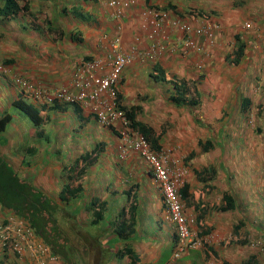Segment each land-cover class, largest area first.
Here are the masks:
<instances>
[{
  "label": "crops",
  "instance_id": "obj_1",
  "mask_svg": "<svg viewBox=\"0 0 264 264\" xmlns=\"http://www.w3.org/2000/svg\"><path fill=\"white\" fill-rule=\"evenodd\" d=\"M29 1L30 8L27 12L23 11L14 19H0V43L2 40L11 43L10 47L14 52L11 55L14 61L8 64L11 69L9 68L7 71L12 72L8 76L9 80H6L5 75L0 74V114L23 92L21 87L15 84L18 77L28 79L34 87L38 86L33 82H43V85H47L46 88L50 86L53 88L52 83L56 87L66 85L77 70L79 62L89 59L103 61L102 72H107L108 65L105 62L109 60L114 38L120 36V52L126 54L134 50L135 47L138 49L135 52V59L123 69L118 86L120 103L126 106L138 105L136 119L146 123L156 135L161 136L159 141L162 146H173L175 152L182 151L185 160L193 163L191 172L195 174V177L192 178V174L188 172L187 178H192V180L187 178L185 180V183L190 184V186L188 184L189 195H192L194 190L203 187L204 184L197 177L196 172H201L203 168L214 165L211 164L213 161L220 162L216 163L219 167L214 165L218 168L216 178H221L222 182L223 179L229 182L227 172H222L220 166H222V161L234 159L232 153L228 151L226 136L228 129H235V127L233 125L231 127L227 120L221 122L220 112H226L228 117L235 113L250 112L253 109L254 99L264 107V84L257 87L258 96L256 98L248 97V88L253 83L258 86L257 81L264 78V71H261V68H259L256 77L254 76L257 71L256 67L261 64V58H264L262 54L264 52V37L260 36L262 31L264 33V21L260 30L256 29L253 22H251V28L244 29L242 24L235 23L236 14L231 11L237 10L239 7L244 10L245 16L256 17L258 15L256 7L264 13V0H136L135 5L127 10L123 18H118L113 14L107 5V0ZM146 6L165 8L170 11V17H179L182 20H188L189 16L193 14L191 21L195 25L200 24L203 19L218 22L221 28L217 36V44L206 49L204 47L205 50H198L186 57L181 55L180 50L170 52L169 48L159 60H156V64L155 61H148L142 51L149 44L148 40L150 39L147 36L152 37V35L150 31L140 26L142 11ZM180 8L184 10H180ZM219 13H221L220 17L217 16ZM165 27L173 37L177 38L181 35L177 26H172L169 23ZM238 33L246 42L245 53L239 63L228 64L225 57L232 52L235 43L233 37ZM136 37H140V39L137 40ZM25 50H30V53H26ZM220 55H222L221 59L216 58ZM201 61H205L201 67L202 72H195L198 69L193 70L192 65ZM20 63L26 65L20 69L18 67ZM155 65L163 69L169 78L182 80L186 86L190 85L194 88L192 91L188 90V93L193 99L195 94L196 108L191 105L178 107L172 102L173 84L166 81L155 82L150 76L154 72ZM250 68L251 70L248 72L247 70ZM4 71L6 70L4 69ZM260 72H262V76ZM40 89L44 88L40 87ZM214 89L217 92H213ZM40 102L35 104L38 105ZM80 107L82 118H84L80 122L71 108L53 112L52 118L59 124H56V127L49 133L48 140H43L41 148L48 156L54 155L55 150H59L61 147L66 152L59 158L53 156L52 161L50 157L47 158L48 165L40 168L37 175L46 174L44 182H47V171H50V175L53 172L57 173L58 179L62 163L73 161L80 154L94 148L97 153L95 163L89 167L82 180L85 196L88 198L98 196L102 200H106L108 209L112 210L113 214L122 205L128 204L126 202L127 193H130V199L136 197L140 206V214L137 215L136 232L127 242L139 255L141 264H157L161 259L159 252H161L162 243L157 234L145 236V225L150 224L152 228L159 231L161 236L164 234L168 236L167 239H163L165 247L167 243L174 246L175 236L174 225L169 220L163 206L159 185L153 179L148 165L138 153L131 151L124 161L118 159L116 150L117 144L120 143V137L116 131L100 125L91 112V103H85ZM197 112L198 114L195 116ZM45 113L46 111L43 112V114ZM207 119L209 121L217 120L220 129L216 133H213V129H210L207 126L208 123L204 122ZM117 125L119 127V123ZM114 129L117 130V126ZM29 132L32 133V130ZM44 132L48 134L47 131L44 130ZM19 133L18 140L20 141L24 136L21 131ZM215 137L219 139L213 142ZM207 139L212 141L213 146L209 151L204 152L200 144ZM53 145H56L55 149ZM216 147H219L220 150ZM100 149L102 151L98 153ZM191 152L193 155L190 157ZM223 153H228V157ZM9 155L10 152L6 156L8 159ZM199 168L201 169L198 170ZM46 169L48 170L42 173ZM50 175L48 174L49 178ZM226 190L229 189H225L223 192ZM236 198L238 197L236 196ZM190 199L187 197L186 200L188 202L187 212L197 219L198 213L194 208L197 203ZM202 201L204 202L203 198ZM237 201L239 206L233 210L216 211L219 213V217L223 215L224 218H230L229 222L208 211V209L214 211L215 202L207 205L205 211L201 213L200 225L207 224L208 230L211 229L209 225L215 221H218L215 227L224 223L231 228V235L228 239L230 241L236 239L237 233H234L233 226L241 220H244L246 225L244 215L240 216L237 213L242 209L241 204L244 205L242 197ZM77 206L79 207V205ZM211 214H213L214 220L210 222ZM231 214H234V217ZM228 215L229 217H227ZM147 217L150 218L149 221H147ZM107 218L110 221L111 217ZM126 218H128V213L125 215ZM153 221L155 222L153 223ZM208 222L210 223L208 224ZM107 228H109V223L104 220L100 229ZM251 229L246 226V233ZM249 235L250 233H248V237H253L254 233ZM110 241L112 242L111 246L117 244L114 238ZM239 246L244 247L239 250L240 253H244L245 245ZM229 247L228 243L221 245L220 248H213V251L208 250V252H206L207 249L202 248L200 251H203L205 256L201 255L200 251L190 250L182 253L175 260H172V251L174 250L172 248L164 262L167 263L171 260L170 264H213L215 262L216 264L217 262L226 264L229 261L226 260L225 254L230 251ZM249 253V250L245 253L246 257ZM9 261L8 256L1 264H8ZM116 262L131 264L126 255ZM108 264L116 263L111 260Z\"/></svg>",
  "mask_w": 264,
  "mask_h": 264
},
{
  "label": "trees",
  "instance_id": "obj_2",
  "mask_svg": "<svg viewBox=\"0 0 264 264\" xmlns=\"http://www.w3.org/2000/svg\"><path fill=\"white\" fill-rule=\"evenodd\" d=\"M29 8V0H0V19L17 18L20 13L23 11L27 12ZM234 42L232 52L225 57V61L228 64L239 63L245 53L246 42L239 33L234 35ZM13 61V58L4 60L7 64ZM153 71L154 72L151 73L150 76L155 82L166 81L173 84L174 92L171 95V100L174 104L178 107L191 105L193 108H196L195 105L197 101L189 95L187 86L182 80L178 81L176 78H169L166 72L158 65L154 66ZM22 78L29 81L24 77ZM22 93L1 112L0 135L6 133L5 131L10 128L8 124L11 120H16V117L22 118L23 116V118L27 120L26 122L32 125V132L34 131L35 137L45 141L48 140L49 134L44 132V122L50 119V115L54 111H63L67 108H71L76 114L79 122L84 120V118H82V109L79 103L77 104L76 102L64 100L46 102V100H44L37 105L30 101L27 96L29 94L25 96ZM119 108L124 113L128 126L140 133L150 143L152 149L161 152L163 150V146L159 141L161 136L156 135L146 123L136 119V111L139 109V106H126L120 104ZM263 108L261 104H258L256 107L259 111L258 113H261ZM44 111H46L47 114H43ZM16 114L17 116L15 117L14 115ZM196 115L195 113V116ZM224 116H226V112L221 111L220 120H222ZM219 129V126L217 130L213 129V133H216ZM19 131L22 132L20 128L17 129L16 132L12 129L9 139L0 143V207L15 213L17 217L25 220L38 239L43 243L44 247L52 255L58 256L64 264H108L111 260H121L125 255L129 257L131 264H141L139 255L133 246L127 242L136 232V226L138 224L137 215L140 214L138 199L136 197L130 199V193H127L126 202H128V204L122 205V207L113 214L112 210L108 209V202L106 200H102L98 196L88 198V196L84 194L85 188L82 180L89 170V167L95 163L97 155L95 149L84 152L73 161L62 165L61 176H63L64 182L58 194L54 196L52 191L48 190L40 180H38L36 184L33 179L26 174V170L20 172L19 169L14 167L16 161L13 155H11L10 140L15 141L16 144L20 143L19 149L22 147V150H24L26 154H31V156L35 155L36 157L38 152L36 147L27 144L26 147V145L23 146L21 144L18 140ZM200 146L204 152H207L212 148L213 144L210 139H207L204 143H201ZM216 148L220 150L219 147ZM9 152L10 155L8 159L6 156ZM53 154V156L59 158V154H64L63 147L59 150L56 149ZM227 154L228 153H223V155L228 157L229 154ZM190 155H193V153L191 152L189 156ZM25 156L24 154L21 156V163L19 165H21V167H30L31 163L27 161ZM50 158L52 161L53 157ZM225 161L226 162L222 161L221 165L226 164L230 160ZM183 162H187L185 158ZM217 169L218 168L214 165H211L203 168L201 172H196L197 177L200 178L201 182H204L203 186L205 187L194 190L192 196L194 202L197 203L194 206L198 213L196 219L197 226L201 224V213L205 211V207L208 205V203L202 201L203 195L207 189L213 188V186L210 187L206 185L211 181V183L214 182ZM225 171H227V169ZM28 172L33 173L30 172V170H28ZM203 174H205V177ZM229 181H233L231 176H229ZM74 182L76 183L74 184ZM236 193L237 190L234 187L224 191L222 194V202L214 205L215 210L225 212L237 208L239 205ZM180 194L183 200H187V197L191 196L188 192L187 183L183 184L180 189ZM77 205H79V207ZM126 213H128V218L125 219ZM107 217H111L110 221H108ZM104 220H107L109 223V228L101 230V224ZM242 226H245L244 220L239 221V223L233 226V231L237 233V236ZM255 230L256 232L254 233L257 236L260 229L255 227ZM206 234H209V229L207 230V228L200 229V231L197 232L198 236ZM112 238L117 241L115 242L117 243L115 246H111L110 244L112 243L110 241ZM251 238H254V236ZM239 243L245 245L247 243L246 236L243 239H239ZM173 245L171 249L176 245L175 236ZM204 246L205 249H207L206 252L213 249V247L209 246L207 243H205ZM1 263L2 260H0V264ZM161 263L162 262H159L157 264ZM235 264L260 263L255 255H251L245 260Z\"/></svg>",
  "mask_w": 264,
  "mask_h": 264
},
{
  "label": "rangeland",
  "instance_id": "obj_3",
  "mask_svg": "<svg viewBox=\"0 0 264 264\" xmlns=\"http://www.w3.org/2000/svg\"><path fill=\"white\" fill-rule=\"evenodd\" d=\"M239 9L240 8L238 7L237 10L231 11V13L236 14V18H235L236 24L240 23L243 25L245 22H249V23L253 22V24L256 26L257 30L261 29V27L263 25V21H264V13H262L258 7H256V9L258 11V12H256V14H258L256 17L255 16L254 17H247L244 14V10L243 9L239 10ZM180 10H184V9L180 8ZM217 16L220 17L221 13H219V15H217ZM239 29H241V28H239ZM50 35L52 36L54 34H50ZM260 36L264 37L263 31L261 32ZM263 45H264V42H263ZM10 46H11V43H7L4 40H2V42L0 43V74L5 75V77L7 78L6 80H9L8 76L12 73V72L10 73L7 71L10 67L8 66V64L6 62H4V60L11 58L12 57L11 55L14 54V52ZM29 51L30 50H25L26 53H28ZM262 54L264 57V52H262ZM216 58L221 59L222 55L217 56ZM261 59H262L261 64H258V66L256 67L257 71L254 73L255 77H256L257 73L259 72V68H261V71H264V58H261ZM25 65L26 64H24V63H20L18 65V67L20 69H22ZM192 68H193V70H196L194 64L192 65ZM4 69L6 71H4ZM250 70H251V68L248 69L247 71L249 72ZM195 72H197V71H195ZM260 75L262 76V72H260ZM263 76H264V74H263ZM257 82H258L257 83L258 86H256L253 83V85L248 88V97L250 99H252L253 97L256 98L258 96L257 87H260L264 84V78H263V80L259 79ZM33 84L37 85L38 86L37 88H40V87L44 88V91H46V92H49L48 90H54L56 88V86H54V83H52L53 88L51 86L46 88L47 85H43V82H41V83H34L33 82ZM49 84H51V82H49ZM187 87H188V90H190V91L192 90L191 88H193L190 85H187ZM213 92H217V90L214 89ZM257 104L258 103L254 99L253 100V107H252L253 109L250 112L238 113V114L235 113L229 117L224 116V118L221 120V122L223 120H227V121H229L231 127H232V125L235 127V129H232V128L228 129V135L226 136L228 151H229V153L230 152L232 153V158L234 157V159H232V161L227 162L226 164H222V166H220L222 172L228 171L227 177L229 178V176H231L233 181L228 182L226 179L225 180L223 179V182H222L221 178H215L214 182L210 183V184H212L213 188L206 190L204 193V196H203V200L205 202H207L208 205H210V204H214L215 202L218 203L220 201L223 190L231 189L233 187L237 190V195H236L238 197L237 200L238 199L240 200V197H242L243 204H244V205L241 204L242 209L240 210V212L238 211L237 213L240 216H241V214H243L244 218L246 220V225L240 230V234L238 235L239 239H243L244 236H246V238H249L248 233H250V235H251L252 233L256 232L254 227L260 228V231H261L262 236L264 238V109L261 111V113H258L259 111L256 109ZM53 114L54 113H51L50 119L46 120L44 122L45 126L43 127V129L45 131H47L48 134L51 133V131L56 127V124H59L57 122V120L56 121L53 120V118H52ZM196 114H198V112ZM14 116L16 117L17 114ZM26 121L27 120L24 119L23 116H22V118L16 117V120H14V121L11 120V122L8 124L10 128H8L7 131H5L6 133L0 135V143L9 139V135L11 134L12 129L15 130V132H16L17 129L20 128L22 130V134L24 136L22 139H20L21 144L23 146L27 144V145H30L32 147H36L38 152H37L36 157H35V155L31 156V154H26V152L24 150H22L23 149L22 147H20V149H19L20 143L16 144L15 141L10 140L9 141L10 146H11L10 149L12 151L11 155H13L14 160L17 162V163L15 162L16 164H14V167L19 169L20 172L26 170V174L28 176H30L31 179H33V181L36 184L38 183V180H40L41 183H43V185L46 188H48V190L52 191V194L55 196V195H57V189L55 190V188H60L61 185L63 184V180H59V178L57 179V175H58L57 173L53 172L50 175V171H47L49 168L42 171V173L43 172L45 173L47 171V179H48L47 182H44V176L46 174L36 175L39 172L40 168L46 167L48 165L47 164V162H48L47 158L53 157V155L48 156V155L44 154L43 148H41L44 141L41 139H37L34 135V131L32 133L29 132L30 128L32 130V127H31L32 125L28 124ZM216 121H209V119H207L204 122L208 123L207 126L210 129L217 130L219 124ZM121 129H122V127H121ZM257 129H260L261 131L259 132V131H257ZM125 131H127V129H125ZM224 131H225V129H224ZM29 134H33V135H29ZM200 134H202V133H200ZM211 134H212V132H211ZM51 136H52V134H51ZM218 139L219 138H216V137L213 138V142L217 141ZM24 142H26V143H24ZM27 145H26V147H27ZM55 147H56V145H53L54 149H55ZM19 152H21V153H19ZM174 152H175V150H174ZM23 154H24V156L26 155L25 157H26L27 161H29L31 163L30 167H25V166L21 167V165H19L21 163V156ZM174 156L181 162L182 158H183V152L182 151L175 152ZM216 163H218V162L213 161L211 164H214L216 167H219V165H216ZM184 164H185L184 167L187 168L188 172H190L192 174V178H194L195 174L193 172H191V166L193 163L190 161V162H187ZM199 166H200V164H199ZM200 169L201 168H199L198 170H200ZM226 169H227V171H225ZM27 170H30V172H33V173H29ZM48 174L50 175L51 179L48 177ZM187 176H188V173H187ZM186 178L187 177H185V180H186ZM192 178H187V179L192 180ZM229 183H231V184H229ZM189 186H190V184H189ZM208 211L210 213H213L214 216L217 215L218 218H224L223 215H221L219 217V213L216 212L215 210L213 211L212 209H208ZM213 214H211V216L209 217L210 222L212 220H214ZM231 216L234 217V214H231ZM3 217H4V214L0 213V219H2ZM227 217H229V215ZM224 219L228 220V222L230 221V218H224ZM149 220H150V218L147 217V221H149ZM154 222L155 221H153V223ZM210 222H208V224ZM216 223H218V221H215L214 223H211L209 225V226H211L210 228L212 229V231H211V234L208 235L206 238L207 242L212 243L214 248H216V247L220 248V246H219L220 241H222L224 238H226V240H227L226 244L229 243V246H230L229 247L230 251H227V254H225V257L227 258L226 260H228L229 262H233V261H239L241 259H244L246 257L245 253L248 251V247L245 246L244 253H240L239 250L243 249L244 247L239 246L236 243H234L233 241H229V239H228V238H230V235H231L230 226L225 225L223 223L222 225H217L215 227ZM206 225L207 224H203V225L198 224V226H197L196 223H193V228L194 229H204V228H206ZM246 226H247V228H250V229L252 226L253 230L251 229V231L246 233ZM214 229H217V230H214ZM144 232H145L144 233L145 236H148V235L151 236L153 234L158 235L159 241H161V243H162V245L160 247L161 252H159L161 255V259H159L158 263L162 262L161 264H165L166 263V261L164 262L165 258H167L168 255L171 253V244L167 243V246L165 247V242L163 241V239H167L168 236L166 234L161 236L159 231L152 228L150 226V224L145 225ZM253 236H254V238H258L259 234L256 236L254 233ZM238 242H239V240H238ZM202 247H203V245H200L199 248L196 249L195 251L202 250ZM191 251H193V250H191ZM200 252H201L200 253L201 255L205 256L203 251H200ZM5 254H8V256H9L10 261L8 264H21L20 261L18 260V258L15 256V254L11 250L7 249V251H5ZM114 261L116 264H119L116 262L118 260L115 259ZM206 264H208V263H206ZM217 264H219V263L217 262Z\"/></svg>",
  "mask_w": 264,
  "mask_h": 264
},
{
  "label": "built area",
  "instance_id": "obj_4",
  "mask_svg": "<svg viewBox=\"0 0 264 264\" xmlns=\"http://www.w3.org/2000/svg\"><path fill=\"white\" fill-rule=\"evenodd\" d=\"M135 3L136 0H107L108 6L113 8L118 16ZM166 17V13L152 10L145 13L141 27L148 29L151 35H157L147 53L149 58H154L159 49L164 48L162 42L167 41L168 36L163 33ZM249 26L250 24L246 23V27ZM180 28L184 31L187 30V32L202 33L209 42L212 40L213 28L210 26L193 29L190 25L183 23ZM215 28L217 29V26ZM118 43L119 39L115 38L109 60L105 62L108 65L107 72H102L103 65L100 60L85 62L79 67L68 85L56 88L52 93L45 92L43 99L46 102L64 100L83 104L91 103V111L97 115L102 124H113L119 120L122 126L127 127L128 123L124 113L118 109L115 101V85L125 66L134 59L135 53L124 54L120 52ZM179 45L183 55H186L188 50L197 47V43L190 36L180 41ZM17 82L28 89H34L24 79L18 78ZM121 136L123 144L118 147L119 157L125 158L129 150L135 151L152 169L166 204L168 215L175 223L178 243L174 256L178 257L180 252L208 243L207 239L196 238V233L191 231L188 226V218L183 211V203L178 192V187L182 184L186 171L180 161L171 153L170 149L161 152L152 149L150 143L136 130L129 128L125 131L123 129ZM0 238L3 244L5 242L10 244L20 256L28 255L30 264H62L61 259L51 255L42 245L34 243V234L22 220L9 218L8 222L0 227Z\"/></svg>",
  "mask_w": 264,
  "mask_h": 264
},
{
  "label": "clouds",
  "instance_id": "obj_5",
  "mask_svg": "<svg viewBox=\"0 0 264 264\" xmlns=\"http://www.w3.org/2000/svg\"><path fill=\"white\" fill-rule=\"evenodd\" d=\"M108 5V4H107ZM135 5V4H134ZM151 7V8H150ZM109 8H111L110 6H109ZM130 9V7L128 8V9H126V11L125 12H123L120 16H118L117 14H116V12H115V10L113 9V8H111V10L113 11V14L116 16V17H118V18H123L124 17V15L126 14V12H127V10H129ZM148 10H152V11H154V12H160V13H166V15H167V17H166V21H165V23L163 24V33H165V35H167L168 36V38H167V41H163L162 42V45L164 46V48L163 49H159V51L157 52V54H156V56L154 57V58H149L148 56H147V53L150 51V48H151V44H152V42L153 41H155L156 40V37H155V35H152V37H149V36H147L150 40H148L149 41V44L147 45V47H146V49H144L143 51H142V53H143V55L147 58V60L148 61H155V63H157L156 62V60L158 59H160V57L167 51V49H169L170 50V52H173L174 50H180V53H181V55L183 56V57H186V56H188V55H190L191 53H195L196 51H198V50H205L207 47H213V46H215L216 44H217V36H218V34L220 33V28H221V25L218 23V22H213V21H211L210 19H203V21L200 23V24H194L193 23V21H191V17H193V14L192 15H190L189 16V18H188V20H182V19H180L179 17H177V18H172V17H170L169 15H171V13H170V11L169 10H167V9H165V8H162V9H159L157 6H146L145 7V9L142 11L143 12V16H142V19H141V23L143 22V19H144V16H145V13H147V11ZM176 22H178V23H176ZM141 23H140V26H141ZM172 24V26H177L178 27V29L180 30V34L181 35H179L177 38L176 37H173L172 35H170V33H169V31H167V28L165 27V25H167V24ZM188 24V25H190L193 29H195V28H205V27H212L213 28V36H212V40L209 42V40H207L205 37H204V35L202 34V33H195V32H187V30L186 31H184L183 29H181L180 28V25L181 24ZM246 23H249V22H245L243 25H242V27L244 28V29H249V28H251L252 27V24L251 23H249L250 24V26L249 27H246ZM215 26H217V29L215 28ZM146 30H148V29H146ZM149 31V30H148ZM264 34V33H263ZM191 37L196 43H197V47H195L194 49H190V50H188L187 51V54L186 55H183L182 54V52H181V46L179 45V42L180 41H182L183 39H185V38H187V37ZM141 37V36H140ZM140 37H136V39L137 40H139L140 39ZM115 38H118L119 39V42H120V36H116ZM115 38H114V40H115ZM234 38V37H233ZM234 43V42H233ZM171 46V47H170ZM204 47H205V49H204ZM118 48H119V43H118ZM143 49V48H142ZM119 50V49H118ZM120 51V50H119ZM136 51H138V49L135 47V49L134 50H131L130 52H136ZM129 52V53H130ZM129 53H126V54H129ZM125 54V53H124ZM135 57H136V54H135ZM135 57H134V59H135ZM93 60H100V59H89V60H81L80 62H79V64H78V67H77V70L75 71V73L78 71V69H79V67H81V65L83 64V63H85V62H91V61H93ZM101 61V60H100ZM102 62V63H101ZM100 63L102 64V65H104V62L103 61H101ZM132 62V61H131ZM205 64V61H201V62H198V63H196L195 64V68L196 69H198V73H200L201 71H202V69H201V67H202V65H204ZM198 66H200V67H198ZM123 72V71H122ZM75 73H74V75H75ZM74 75H72V78H73V76ZM121 75H122V73H121ZM18 78H20V79H23L22 77H18ZM72 78H71V80H72ZM70 80V81H71ZM120 80H121V76H120V79L118 80V82L116 83V85H115V89H116V97H115V101H116V103H117V107H118V109L120 110V111H122L120 108H119V105L121 104L120 103V94H119V84H120ZM70 81H69V83H70ZM27 82H29V81H27ZM184 82V81H183ZM15 83H16V81H15ZM68 83V84H69ZM185 83V82H184ZM29 84H31L30 82H29ZM68 84H66V85H68ZM16 85L19 87H21V89L23 90V92L25 93L24 95H26V94H29V95H27L28 97H29V99H30V101H32V102H34V103H36V102H42V101H44V99H43V95H45V92L46 91H44V89H40L39 90V88H37V87H34V85H32L33 86V88L35 89H28L27 87H24V86H22L21 84H19L18 82L16 83ZM66 85H62V86H66ZM186 85V84H185ZM62 86H59V87H56V88H60V87H62ZM55 88V89H56ZM54 89V90H55ZM187 89H188V87H187ZM192 90L194 89V88H191ZM54 90H48L49 92L48 93H52ZM191 90V91H192ZM39 92L38 94H37V92ZM194 99L196 100L197 98L195 97V94H194ZM197 101V100H196ZM77 103V102H76ZM78 104V103H77ZM80 105H82L83 106V103H79ZM91 106H92V104H91ZM91 109V108H90ZM92 113H93V115L95 116V118H96V120L100 123V125L102 126V127H104V128H106V129H110V130H112V131H116L119 135V137H120V143L119 144H117V150H116V155H117V157H118V159H120L121 161H124L126 158H128V156H129V154L131 153V151L132 150H129L128 151V154H127V156L125 157V158H121V157H119V152H118V147H119V145L120 144H123V139H122V136H121V130H123V129H129L130 127L128 126V124H127V127L126 126H122L121 125V123L119 122V120H117L115 123H113V124H102L101 122H100V120L98 119V117H97V115L93 112V111H91ZM125 116V115H124ZM207 117V116H206ZM205 117V118H206ZM117 123H119V127L117 126ZM115 126H117V130H115L114 129V127ZM121 127H122V129H121ZM132 129V128H131ZM257 131H261L260 129H257ZM103 148V147H102ZM92 149H94V148H92ZM91 149V150H92ZM166 149H170L171 150V153L174 155V147L173 146H163V150H166ZM91 150H89V151H91ZM63 151H64V154H65V149H63ZM102 150L100 149V151L98 152V153H100ZM173 151V152H172ZM85 152H87V151H85ZM132 152H135V151H132ZM137 153V152H136ZM64 154H59V157H62V156H64ZM140 156V155H139ZM141 157V156H140ZM142 158V157H141ZM143 159V158H142ZM183 159H184V157L182 158V161L180 162L181 163V165L184 167V162H183ZM144 160V159H143ZM71 162V161H70ZM146 162V161H145ZM68 163V162H67ZM63 164H66V163H62V165ZM146 164L148 165V167H149V169H150V172H151V175H152V177H153V179L155 180V178H154V176H153V172H152V169H151V167L149 166V164L146 162ZM62 165H61V168H62ZM185 168V175H184V177H183V182H182V184L178 187V192H179V195H180V198H181V201H182V203H183V211H184V213H185V216H187V218H188V226H189V228H190V230L191 231H193V232H195L196 233V238H198L199 239V237L201 238V239H206L207 238V236L208 235H210L211 234V229H209V234H206V235H203V236H199L198 237V235H197V232H199L200 231V229H194L193 228V223H196V218L191 214V213H188L187 212V207H188V202H186V200H183L182 199V197H181V194H180V189L182 188V186H183V184L185 183V177H187V173H188V170H187V168L186 167H184ZM28 171V170H27ZM59 177L61 178H59V180H63V182H64V178H63V176H61V171H60V175H59ZM204 177H205V175H204ZM51 179V178H50ZM156 181V180H155ZM60 182V181H59ZM157 182V181H156ZM209 182V181H208ZM204 183V182H203ZM211 182H209V183H207L208 185H206V186H212V184H210ZM158 184V183H157ZM63 185V184H62ZM62 185H61V187H62ZM204 185V184H203ZM61 187L60 188H57V194H58V192L60 191V189H61ZM204 187V186H203ZM160 190V189H159ZM208 190V189H207ZM161 192V191H160ZM192 196H193V194L191 195V196H189L188 198H192ZM162 198H163V196H162ZM221 199H222V195H221ZM192 201L194 202V200H193V198H192ZM220 202H222V201H220ZM218 204H219V202H218ZM163 206H164V209H165V211H166V214H167V216H168V218H169V220L173 223V225H174V230H175V238H176V245H175V247H174V250L172 251V260H175V259H177V258H179L180 256H181V254L182 253H184V252H186V251H190V250H196V249H198L199 248V246L197 247V248H194V249H188V250H186V251H183V252H180V254H179V256L178 257H175L174 256V252L176 251V248H177V243H178V237H177V232H176V229H175V223H174V221H172L171 219H170V217H169V215H168V210H167V208H166V204H165V202H164V200H163ZM214 210H215V208H214ZM216 211V210H215ZM0 213H2V214H4V217L2 218V219H0V227H2L4 224H6L7 222H8V220H9V218H11V217H13V218H15V219H19V220H22L23 221V223L25 224V225H27L28 227H29V229L32 231V233L34 234V239H33V241H34V243L35 244H39V245H42L43 247H44V245H43V243L40 241V239H38V237L35 235V233H34V231L30 228V226L27 224V222L25 221V220H23V219H21V218H19V217H17L16 215H15V213H13V212H10V211H7V210H5L3 207H0ZM259 228V227H258ZM260 229V228H259ZM245 237V236H244ZM247 239V243L245 244V246H247L248 247V250L250 251V253H249V255L248 256H251V255H255L256 256V258L258 259V261H259V263L260 264H264V238H263V236H262V233H261V231L259 232V237L258 238H251V237H249V238H246ZM238 240H239V238H238V236H237V238L236 239H232V241L234 242V243H236V244H238V245H241L239 242H238ZM226 238H224L222 241H220V243H219V246H221V245H226ZM230 241V240H229ZM209 246H211V247H213L214 248V246L212 245V243H210V242H208L207 243ZM10 245V244H9ZM6 242L3 244V241L1 240V238H0V260H2V263L4 262V260L5 259H7V257H8V254H5V251H7V249L8 250H11L14 254H15V256L18 258V260L20 261V263L21 264H30V261H29V256L28 255H22V256H20L15 250H13L12 249V246L10 245L9 246ZM45 248V247H44ZM202 248H205V246H203ZM48 251V250H47ZM49 252V251H48ZM50 253V252H49ZM51 254V253H50ZM52 255V254H51ZM55 256V255H54ZM247 256V257H248ZM58 257V256H57ZM247 257H245L244 259H241V260H239V261H235V262H227L228 264H235V263H239V262H241V261H243V260H245ZM59 258V257H58ZM60 259V258H59ZM170 262H171V260L170 261H168L166 264H170ZM62 264H64V262H62ZM213 264H216V262L215 263H213Z\"/></svg>",
  "mask_w": 264,
  "mask_h": 264
}]
</instances>
